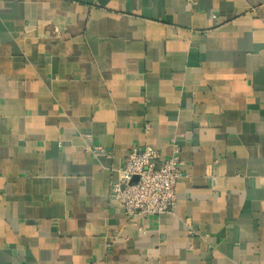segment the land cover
Here are the masks:
<instances>
[{"label": "crops", "instance_id": "crops-1", "mask_svg": "<svg viewBox=\"0 0 264 264\" xmlns=\"http://www.w3.org/2000/svg\"><path fill=\"white\" fill-rule=\"evenodd\" d=\"M194 1L0 0V264H264V0ZM174 135L175 208L126 218Z\"/></svg>", "mask_w": 264, "mask_h": 264}, {"label": "built area", "instance_id": "built-area-1", "mask_svg": "<svg viewBox=\"0 0 264 264\" xmlns=\"http://www.w3.org/2000/svg\"><path fill=\"white\" fill-rule=\"evenodd\" d=\"M194 6V0H187ZM149 128L145 126V130ZM87 153L96 155L105 150L91 144V135L85 136ZM169 155L161 158L151 146L133 147L124 164L117 170V179L111 184L110 196L123 209L126 218L138 214L157 217L171 212L176 205L175 187L186 175L182 172L183 161L180 155L179 135L169 141Z\"/></svg>", "mask_w": 264, "mask_h": 264}]
</instances>
